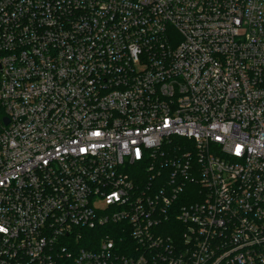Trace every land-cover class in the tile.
<instances>
[{
    "label": "built area",
    "instance_id": "built-area-1",
    "mask_svg": "<svg viewBox=\"0 0 264 264\" xmlns=\"http://www.w3.org/2000/svg\"><path fill=\"white\" fill-rule=\"evenodd\" d=\"M0 264H264V0H0Z\"/></svg>",
    "mask_w": 264,
    "mask_h": 264
},
{
    "label": "snow or ice",
    "instance_id": "snow-or-ice-1",
    "mask_svg": "<svg viewBox=\"0 0 264 264\" xmlns=\"http://www.w3.org/2000/svg\"><path fill=\"white\" fill-rule=\"evenodd\" d=\"M0 230H4V229L0 228Z\"/></svg>",
    "mask_w": 264,
    "mask_h": 264
}]
</instances>
